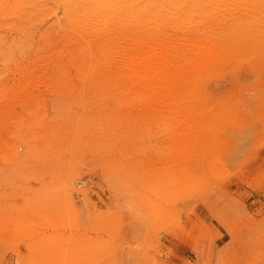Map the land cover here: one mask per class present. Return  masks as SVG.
<instances>
[{
	"label": "rangeland",
	"instance_id": "rangeland-1",
	"mask_svg": "<svg viewBox=\"0 0 264 264\" xmlns=\"http://www.w3.org/2000/svg\"><path fill=\"white\" fill-rule=\"evenodd\" d=\"M53 2L0 0V264H264V101L231 107L237 118L209 145L213 129L197 122L104 125L106 99L86 71L49 62L56 47L29 48ZM33 69L41 84L20 95ZM210 82L220 99L232 84ZM87 115L93 135L73 146ZM180 130L188 156L177 154ZM199 152L211 154L201 170Z\"/></svg>",
	"mask_w": 264,
	"mask_h": 264
},
{
	"label": "bare ground",
	"instance_id": "bare-ground-1",
	"mask_svg": "<svg viewBox=\"0 0 264 264\" xmlns=\"http://www.w3.org/2000/svg\"><path fill=\"white\" fill-rule=\"evenodd\" d=\"M53 4L47 11L51 15L48 20L55 19L39 36L29 38V48L37 54L56 47L58 51L49 62L86 71L92 79L87 87L106 99L104 125L160 117L165 132H171L175 124L185 127L197 122L201 131L213 129L204 143L209 145L219 137L214 135L220 130L219 123L237 118L231 107L235 110L247 100L264 101V0H54ZM239 69L256 74L254 83L243 81ZM32 75H36L33 81ZM24 76L30 82L6 93L19 88L24 95L40 86L37 69ZM213 77L232 81L226 97L208 96L205 85L209 86ZM114 109L128 112V118ZM93 122L91 115L80 121L73 146H80L87 132L93 135ZM112 133L106 131L104 139L113 140ZM200 133L201 138L208 134ZM175 136L177 154L188 156V133L180 130ZM208 157L211 154L197 155L200 170ZM228 231L234 237L232 230Z\"/></svg>",
	"mask_w": 264,
	"mask_h": 264
}]
</instances>
